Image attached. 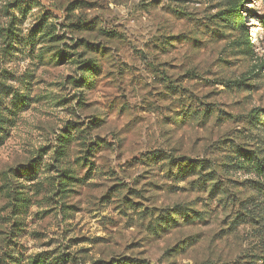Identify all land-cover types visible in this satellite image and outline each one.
I'll return each instance as SVG.
<instances>
[{"label":"rangeland","instance_id":"374dc122","mask_svg":"<svg viewBox=\"0 0 264 264\" xmlns=\"http://www.w3.org/2000/svg\"><path fill=\"white\" fill-rule=\"evenodd\" d=\"M256 109L264 0H0V264H264Z\"/></svg>","mask_w":264,"mask_h":264},{"label":"trees","instance_id":"16d2710c","mask_svg":"<svg viewBox=\"0 0 264 264\" xmlns=\"http://www.w3.org/2000/svg\"><path fill=\"white\" fill-rule=\"evenodd\" d=\"M239 10H240V6L235 5L233 9L231 10V12L233 14H236V13H239ZM225 19L235 29H243L245 27L241 19L232 20L230 16L226 17ZM87 71H89V69ZM249 118H250V123L253 125L255 129H260V128L264 129V110H259V109L253 110L251 114L249 115ZM153 155H155V153H153ZM241 158L242 159L235 160V165L237 167V170H245V171L250 170V172L248 173H251V172L255 173L262 180V184L259 183L258 185L262 189L261 196L264 201V161L255 159V156H251V155H245V156L243 155L241 156ZM189 169L191 172H194V171L204 169V166L202 164H195L192 167L189 166ZM26 172L30 173V171L28 172V170H26ZM176 213L177 212H175L173 215H176L178 218L179 214L178 213L176 214ZM169 221L173 223L175 220L169 218ZM93 264H150V263L146 262L145 260L120 258L117 260H111L109 262L97 261V262H94Z\"/></svg>","mask_w":264,"mask_h":264}]
</instances>
